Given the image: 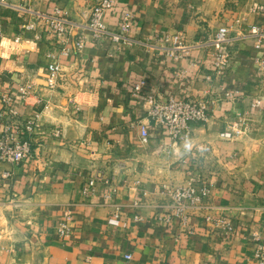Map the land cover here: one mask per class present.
I'll list each match as a JSON object with an SVG mask.
<instances>
[{
    "label": "crops",
    "instance_id": "0c3cea01",
    "mask_svg": "<svg viewBox=\"0 0 264 264\" xmlns=\"http://www.w3.org/2000/svg\"><path fill=\"white\" fill-rule=\"evenodd\" d=\"M6 2L0 132L11 123L8 108L24 121L38 114L39 123L30 158L0 161V264H255L256 238L264 239V46L251 29L264 22L255 8L264 0H118L107 20L118 29L133 14L127 41L94 40L68 55L22 24L32 11L57 7L86 22L94 0ZM222 26L230 27L233 59L219 75L210 41ZM52 54L64 68L57 88L47 83ZM142 82L159 101L209 100L208 121L193 122L190 139L173 141L149 119L151 104L134 89ZM24 83L36 95L30 103L19 92ZM235 92L239 99L228 96ZM235 120L242 127L224 138ZM90 178L98 182L87 194ZM189 184L210 186L208 205L192 208L187 224H168L165 186ZM116 211L119 225L110 222ZM219 216L235 222L233 234L215 225ZM63 222L67 237L58 231Z\"/></svg>",
    "mask_w": 264,
    "mask_h": 264
},
{
    "label": "built area",
    "instance_id": "2783aa9c",
    "mask_svg": "<svg viewBox=\"0 0 264 264\" xmlns=\"http://www.w3.org/2000/svg\"><path fill=\"white\" fill-rule=\"evenodd\" d=\"M118 0H94L91 7V13L86 22H76L72 20L67 11L57 7L52 13L40 11H32L31 18L22 24L23 32H31L35 36L37 42H54L61 46V55H68L73 48L78 51L94 40H109L118 45L127 41V34L132 28L131 12H126L120 22L118 29H112L108 23V13L115 7ZM7 4L6 0H0V7ZM256 11L264 15V3L256 6ZM77 29V36L70 44L69 38L72 32ZM0 33H2V24L0 25ZM228 26H222L210 41L214 48L215 66L219 75L223 74L230 66L233 54L230 50L232 36ZM251 35L256 39V46L261 48L264 46V22L254 24L251 29ZM183 36L178 34L174 40L178 47L186 49V44L182 42ZM18 37L16 41H20ZM53 61L47 68V83L51 88L60 86V80L64 77V68L55 54L51 55ZM264 66V61H260ZM134 89L141 92L145 101L151 104L148 117L158 125L165 127L167 135L173 141H184L192 137L193 122H207L209 119V110L211 103L209 100H180L170 97L165 101H159L145 88V83H138ZM19 92L25 103H30L35 97L34 89L31 85L24 83L20 86ZM231 98H240V93H228ZM11 99L5 97V102L10 103ZM254 106L260 103L255 101ZM4 115L11 120L3 131L0 132V161L19 164L30 158L33 153V142L36 128L39 123V116L35 114L25 121L19 119L16 110L8 108ZM242 127L240 121H232L229 127L222 133L224 138L230 139L234 137L236 132ZM59 134L58 131L55 132ZM150 131L147 124L141 125V142L148 144L150 142ZM97 178L87 180L84 191L89 194L96 191ZM166 187L167 193L171 197L170 211L166 214L165 220L168 224H172L175 220L180 219L187 224L189 221L190 210L195 207H205L208 205L211 195V188L208 185L189 184L185 187ZM115 191V190H114ZM120 211L114 212L110 222L115 225L120 224ZM215 225L222 228L228 234H233L236 224L232 219L219 216L212 218ZM59 234L61 236H69L71 227L67 222H63L59 226ZM255 264H264V239L256 238L255 247L253 249ZM131 257V256H129Z\"/></svg>",
    "mask_w": 264,
    "mask_h": 264
}]
</instances>
